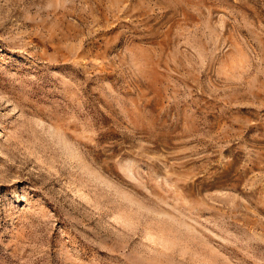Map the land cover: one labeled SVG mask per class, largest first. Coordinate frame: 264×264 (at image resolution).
I'll return each mask as SVG.
<instances>
[{"label": "rangeland", "instance_id": "374dc122", "mask_svg": "<svg viewBox=\"0 0 264 264\" xmlns=\"http://www.w3.org/2000/svg\"><path fill=\"white\" fill-rule=\"evenodd\" d=\"M0 264H264V0H0Z\"/></svg>", "mask_w": 264, "mask_h": 264}]
</instances>
